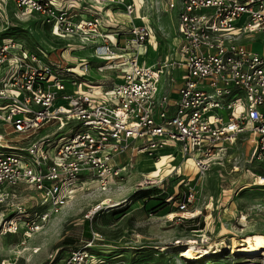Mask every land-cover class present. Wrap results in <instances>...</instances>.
<instances>
[{"label":"built area","instance_id":"obj_1","mask_svg":"<svg viewBox=\"0 0 264 264\" xmlns=\"http://www.w3.org/2000/svg\"><path fill=\"white\" fill-rule=\"evenodd\" d=\"M136 4L0 0V234L26 239L78 190L121 180L120 157L128 151L157 160L179 157L198 178L221 165L239 138L250 141V160L264 158V56L240 41L264 32V0H180L172 45L159 39L142 2L140 9ZM174 8L167 0L165 10ZM30 21L45 51L9 37L12 29L29 30L18 23ZM64 39L65 46H55ZM86 49L84 57L73 54ZM149 51L156 58L141 59ZM92 68L106 79H85ZM53 122L57 129L75 122V129L37 136ZM177 146L179 156L168 151ZM143 182L151 183L149 176ZM22 185L35 192L34 210L16 200ZM200 190L194 185L181 196L167 194L161 207L165 221L196 226V236L168 243L183 247L182 255L192 244L194 259L225 245L210 226L212 203L196 206ZM236 223L244 227V216ZM99 239L92 232L54 264H124L121 253L100 256L106 248H97ZM227 256L234 260L233 252Z\"/></svg>","mask_w":264,"mask_h":264},{"label":"rangeland","instance_id":"obj_2","mask_svg":"<svg viewBox=\"0 0 264 264\" xmlns=\"http://www.w3.org/2000/svg\"><path fill=\"white\" fill-rule=\"evenodd\" d=\"M140 1L141 11L143 15L149 17L159 39H166V45H172L174 39L171 36L176 35L180 0H173L175 8L170 11L165 10L167 0H136L138 9H140L138 4ZM243 21L241 19L240 23ZM32 23V21L19 22L18 25L30 29L23 31L12 29L9 37L32 49L44 50L42 45L36 42L37 36L33 34L32 29L35 26ZM235 23L239 24L237 21ZM48 41L54 42L52 39ZM65 41L66 39L58 41L55 46L63 47ZM68 41L76 40L68 39ZM240 41L264 56V32L242 37ZM85 51L88 49L73 54L80 56L84 55ZM156 56L157 53L149 51L143 54L141 59L150 61ZM84 78L103 81L106 79V74L98 73L92 68ZM49 124L41 129L37 136L48 134L52 138L59 132L69 135L75 129L73 128L75 122H68L60 129H57V123ZM250 148V141L239 138L230 148L221 165L210 168L201 178L197 177L190 164H180L179 157L170 161L169 157L160 154L161 157L157 160L155 157L128 151L120 157L119 166H124L121 180H115L105 189L89 184L84 189L78 190L66 207L50 215L43 228L26 239L19 233L0 234V264H49L48 258L51 254H55L51 264L59 263L69 249L88 240L92 232L102 236L101 240H94L97 248L114 249V251L104 249L99 255L108 259L112 254L121 253L120 259L124 264H264L263 254H236L232 250L233 240L240 242V236L243 237L250 232L264 234V201L261 198L264 195V184L256 185L257 177H264V158L250 160ZM168 151L179 156L178 146L168 148ZM160 161L162 164L158 163ZM153 163H158L157 169H154ZM146 176H149L151 183L143 182ZM252 181L253 183L249 184ZM194 185L201 188L197 194L196 206L203 208L205 203H212L214 210L209 218L210 226L215 229L222 223L223 232L225 229H230L232 233H224L225 245H222L218 253L192 261L191 256L184 255L185 252L193 255L190 250L187 249L182 255L179 251H182L183 247L168 243L181 235L196 236L199 231L192 229L196 226L190 221L184 224L165 221L161 217L164 211L160 206L161 200L167 194L178 193L181 196ZM243 186L245 188H242ZM15 194L16 200L23 202L26 208L34 210L35 192L33 195L22 185ZM113 202L118 205L102 208ZM47 206L46 204L38 208L45 210ZM149 211L151 215L148 214ZM204 214L202 210V221ZM242 214L246 224L241 228L236 221ZM172 215L173 213L167 217L170 218ZM201 225H204V221ZM189 229H192L191 232ZM136 236L138 241L134 242ZM165 244L167 248L160 252V246ZM115 245L119 248H115ZM154 246L158 249H154ZM97 248L93 250L96 251ZM155 252L159 253L155 254ZM232 252L234 260L230 261L227 255Z\"/></svg>","mask_w":264,"mask_h":264},{"label":"bare ground","instance_id":"obj_3","mask_svg":"<svg viewBox=\"0 0 264 264\" xmlns=\"http://www.w3.org/2000/svg\"><path fill=\"white\" fill-rule=\"evenodd\" d=\"M139 3V2H138ZM162 164V161L158 162ZM158 163L154 164V169L158 168ZM180 169H178L179 171ZM177 171V172H178ZM258 184H264V177L258 176ZM118 205V203H111L109 205H106L107 207H114ZM244 216V214H242ZM242 243L236 242L233 240V252L236 254H245V255H254V254H263L264 255V234L262 233H252L247 234L242 237ZM190 243H194L193 241H190ZM232 244V243H231ZM188 250L192 252V244L189 245ZM184 255L191 256L192 261H194V256L191 254H188L187 252L184 253Z\"/></svg>","mask_w":264,"mask_h":264},{"label":"crops","instance_id":"obj_4","mask_svg":"<svg viewBox=\"0 0 264 264\" xmlns=\"http://www.w3.org/2000/svg\"><path fill=\"white\" fill-rule=\"evenodd\" d=\"M84 53V55H83V57L86 55V53L85 52H83ZM257 206V205H256ZM221 225H217L216 227H215V230H217L218 231V234H220V235H224V233H232L231 232V230L230 229H225L224 230V232H223V226H222V223H220ZM248 234H251V232L250 233H248ZM246 235V234H245ZM245 235H243V236H245Z\"/></svg>","mask_w":264,"mask_h":264},{"label":"trees","instance_id":"obj_5","mask_svg":"<svg viewBox=\"0 0 264 264\" xmlns=\"http://www.w3.org/2000/svg\"><path fill=\"white\" fill-rule=\"evenodd\" d=\"M161 206H160V209H161V207H163V205H164V202L161 200ZM164 211V210H163ZM192 229H195V228H192Z\"/></svg>","mask_w":264,"mask_h":264}]
</instances>
